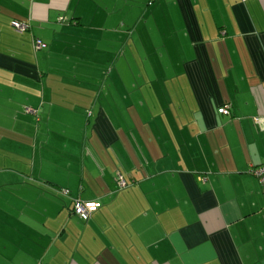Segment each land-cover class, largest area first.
I'll use <instances>...</instances> for the list:
<instances>
[{"label": "crops", "instance_id": "1", "mask_svg": "<svg viewBox=\"0 0 264 264\" xmlns=\"http://www.w3.org/2000/svg\"><path fill=\"white\" fill-rule=\"evenodd\" d=\"M263 162L264 0H0V264H264Z\"/></svg>", "mask_w": 264, "mask_h": 264}, {"label": "built area", "instance_id": "2", "mask_svg": "<svg viewBox=\"0 0 264 264\" xmlns=\"http://www.w3.org/2000/svg\"><path fill=\"white\" fill-rule=\"evenodd\" d=\"M29 24L28 23H23L19 21L13 22V28L19 33H24L29 29ZM35 47L37 50H41L42 48L45 47V44L40 40L37 39L35 41ZM219 113L221 114H227L228 113V108L227 106L219 108ZM250 174L253 175L255 178H257L261 191L264 194V162L257 166L253 167L250 170ZM118 186L119 189H125L128 187V184L126 180L121 176L119 177L118 180ZM67 193V191H65ZM101 207V204L99 201H84L81 199L75 200L73 204V214L77 216L80 220L87 222L91 215L96 212L99 208Z\"/></svg>", "mask_w": 264, "mask_h": 264}, {"label": "rangeland", "instance_id": "3", "mask_svg": "<svg viewBox=\"0 0 264 264\" xmlns=\"http://www.w3.org/2000/svg\"><path fill=\"white\" fill-rule=\"evenodd\" d=\"M10 6H13V5H10ZM62 17V16H61ZM10 25H12V22L10 23ZM13 29V28H12ZM12 29H11V26H9V29H6L5 31H4V38H5V41L7 42V44H8V47H10L12 50H10L9 51V53L10 54H15V52L16 53H19V50L17 49V45H14V46H9L10 45V43H11V39H12V41H14V42H16L19 38H23V40H24V42H20L19 44H18V46H22V44H23V46L25 47V48H27V44H28V37H27V34H28V30L26 31V32H24V33H19V32H16V30H14L13 29V31H12ZM14 32L17 34H14ZM27 40V41H26ZM134 64V63H133ZM140 65H142V64H140ZM134 67H135V64H134ZM62 198V197H61ZM63 199V198H62ZM10 237H12V236H10Z\"/></svg>", "mask_w": 264, "mask_h": 264}, {"label": "trees", "instance_id": "4", "mask_svg": "<svg viewBox=\"0 0 264 264\" xmlns=\"http://www.w3.org/2000/svg\"><path fill=\"white\" fill-rule=\"evenodd\" d=\"M225 106H227V108H228V113H227V114H222V115H227V116H228V115H230V111H231V110H230V106H229V105H225ZM223 107H224V106H223ZM29 110H30V108L27 109V111H29ZM218 110H219V109H218ZM30 111H32L33 113H36V112H37V110H35V109H33V110L31 109ZM30 111H29V112H30ZM218 113H219V111H218ZM219 114H221V113H219ZM256 179H257V178H256ZM127 183H128V182H127ZM128 185H129V183H128ZM128 187H129V186H128ZM120 190H122V189H120ZM65 191H67V193H65ZM61 192L64 193V194H67V195L69 194V190H64V189H63V190H61ZM75 200H78V199H75ZM75 200H73V204H74V201H75ZM95 201H96V200H95ZM100 204H101V202H100ZM101 206H102V204H101ZM98 210H99V209H98ZM98 210H97V211H98ZM72 213H73V209H72ZM94 213H95V212H94ZM90 218H91V217H90Z\"/></svg>", "mask_w": 264, "mask_h": 264}]
</instances>
